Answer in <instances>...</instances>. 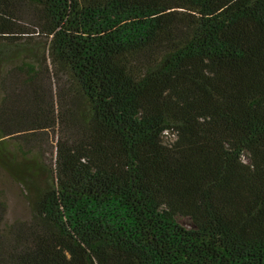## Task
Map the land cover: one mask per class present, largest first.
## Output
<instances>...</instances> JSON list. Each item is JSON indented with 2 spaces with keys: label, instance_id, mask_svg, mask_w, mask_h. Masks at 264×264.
Masks as SVG:
<instances>
[{
  "label": "trees",
  "instance_id": "1",
  "mask_svg": "<svg viewBox=\"0 0 264 264\" xmlns=\"http://www.w3.org/2000/svg\"><path fill=\"white\" fill-rule=\"evenodd\" d=\"M0 171V264H264V0H0Z\"/></svg>",
  "mask_w": 264,
  "mask_h": 264
},
{
  "label": "rangeland",
  "instance_id": "2",
  "mask_svg": "<svg viewBox=\"0 0 264 264\" xmlns=\"http://www.w3.org/2000/svg\"><path fill=\"white\" fill-rule=\"evenodd\" d=\"M247 161V157L243 156ZM0 192L6 201L5 220L28 219L29 209L19 185L13 182L4 172L0 171ZM176 220L184 227H192L191 220L186 216H177Z\"/></svg>",
  "mask_w": 264,
  "mask_h": 264
}]
</instances>
